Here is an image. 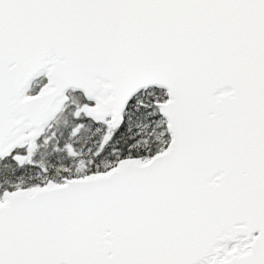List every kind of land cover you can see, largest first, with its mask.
<instances>
[{
	"label": "snow or ice",
	"instance_id": "1",
	"mask_svg": "<svg viewBox=\"0 0 264 264\" xmlns=\"http://www.w3.org/2000/svg\"><path fill=\"white\" fill-rule=\"evenodd\" d=\"M0 264H264V0H0Z\"/></svg>",
	"mask_w": 264,
	"mask_h": 264
}]
</instances>
